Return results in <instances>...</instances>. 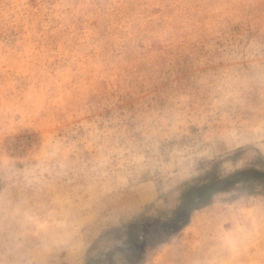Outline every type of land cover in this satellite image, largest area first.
I'll use <instances>...</instances> for the list:
<instances>
[{"label":"rangeland","instance_id":"1","mask_svg":"<svg viewBox=\"0 0 264 264\" xmlns=\"http://www.w3.org/2000/svg\"><path fill=\"white\" fill-rule=\"evenodd\" d=\"M252 171L264 0H0V264H127L103 254L187 193L139 264H264Z\"/></svg>","mask_w":264,"mask_h":264},{"label":"trees","instance_id":"2","mask_svg":"<svg viewBox=\"0 0 264 264\" xmlns=\"http://www.w3.org/2000/svg\"><path fill=\"white\" fill-rule=\"evenodd\" d=\"M249 171H236L228 176H226L221 182L222 184L218 187H213V184L211 185H204L200 187L199 189H196L195 192L197 193V199L199 202H203L207 195L220 190L225 189L226 186L231 182H238L240 180L246 179L249 175ZM249 177H253L256 180L264 181V172L262 171H252ZM190 193H187L182 201L181 206L179 207L178 211L176 212L175 217L170 222H133L130 223L126 227V235L127 238L124 242V247H120V249L117 247L114 250L104 253L103 256L106 259H110L113 252L116 250L119 251H129L128 255L126 256L127 264H139L142 260V255L144 252V248L147 245H151L154 243H159L164 240V238L173 231V229H176V227H179L183 223H185L187 216L189 215L190 211L194 208V205L191 204V200H189ZM151 225L152 231L147 232L145 229H141L145 225ZM150 237V239H148ZM150 240H153L150 243ZM95 258L90 261V264H95Z\"/></svg>","mask_w":264,"mask_h":264}]
</instances>
